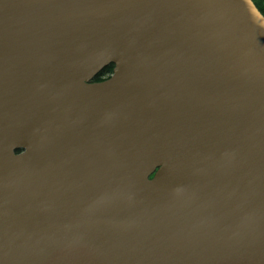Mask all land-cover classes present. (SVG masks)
Segmentation results:
<instances>
[{"label":"water","instance_id":"95a60500","mask_svg":"<svg viewBox=\"0 0 264 264\" xmlns=\"http://www.w3.org/2000/svg\"><path fill=\"white\" fill-rule=\"evenodd\" d=\"M0 264H264L253 0H0Z\"/></svg>","mask_w":264,"mask_h":264},{"label":"trees","instance_id":"16d2710c","mask_svg":"<svg viewBox=\"0 0 264 264\" xmlns=\"http://www.w3.org/2000/svg\"><path fill=\"white\" fill-rule=\"evenodd\" d=\"M259 11L264 15V0H253ZM114 65L105 68L100 75L96 78V81H103L109 78L113 73Z\"/></svg>","mask_w":264,"mask_h":264}]
</instances>
